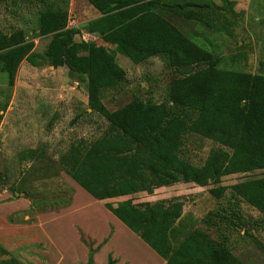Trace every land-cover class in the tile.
I'll return each instance as SVG.
<instances>
[{
  "label": "trees",
  "instance_id": "trees-1",
  "mask_svg": "<svg viewBox=\"0 0 264 264\" xmlns=\"http://www.w3.org/2000/svg\"><path fill=\"white\" fill-rule=\"evenodd\" d=\"M86 1L99 17L89 21L85 31L114 46L113 50L74 39L80 31L68 28L66 2L46 6L37 21L38 36H51L43 58L54 68L67 67L70 77L85 81L88 109L109 124L103 138L89 148L77 146L63 157L60 165L65 174L92 198L104 202L139 193L151 195L155 189L177 183L216 186L223 177L264 170V74L221 68L222 57L195 45L181 26L183 22L191 26L195 19L202 21L204 15L190 14L184 5L164 0ZM176 20L180 23L175 24ZM117 54L134 64L163 57L179 73L168 85L165 101L134 98L117 110H108L102 93L125 80V72L115 60ZM36 58L33 43L21 31L9 35L0 31V71L8 76L10 86L20 64L27 61L37 66ZM190 111L196 113L194 119ZM187 131L231 153L213 149L200 167L184 162L177 151ZM35 154L30 149L21 157L33 159ZM227 190L259 212L256 226L264 233V176L209 192L221 198ZM71 203L72 199L62 208ZM104 207L165 264H243L206 233L197 229L186 233L180 202L133 204L130 198L116 205L105 202ZM231 216L234 211L224 220ZM180 235L182 240L177 242ZM80 241L88 250L83 264H95L93 256L107 240L95 245L81 234ZM116 263L109 256L106 264ZM1 264L19 263L7 260Z\"/></svg>",
  "mask_w": 264,
  "mask_h": 264
},
{
  "label": "rangeland",
  "instance_id": "rangeland-1",
  "mask_svg": "<svg viewBox=\"0 0 264 264\" xmlns=\"http://www.w3.org/2000/svg\"><path fill=\"white\" fill-rule=\"evenodd\" d=\"M164 1L184 5L190 14L204 15L202 21L195 19L191 26L183 22L181 29L195 45L222 57L221 68L264 74V0ZM63 2L67 3L68 28L80 31L74 37L76 41L93 42L110 51L114 49L99 36L85 31V25L99 17L86 0H0V31L7 35L21 31L33 43L38 62L33 66L23 61L11 86L8 76L0 71V208L6 202L21 198L30 202L25 214L24 210L9 212L6 206L0 209V264L7 260L19 264L74 263L73 257L78 252L70 242L73 241V225L81 234L77 221L73 218L62 221L63 236H50V242L38 216L45 213L60 215L66 209L62 208L64 203L71 199L73 202L77 188L63 172L61 161L77 146L89 148L109 129L106 120L88 109L85 81L70 77L67 67L54 68L43 58L51 36H38L39 12L46 6H63ZM178 22L180 20L175 24ZM115 60L124 70L125 80L102 93V103L110 111L123 107L134 98L162 103L170 82L179 78V73L161 56L140 64L132 63L121 54H117ZM189 116L194 119L196 113L190 111ZM30 149L36 150L33 159L22 160L21 154ZM213 149L231 153L229 149L187 131L182 135L177 156L200 167ZM263 176L264 170L230 175L223 177L220 184L209 187L177 183L155 189L151 195L139 193L100 203L116 205L118 201L130 198L133 204L180 202L181 224L186 233L197 229L212 240L222 242L243 264H264V233L256 226V221L261 218L259 212L243 199L232 197L229 190L221 198H215L209 192L211 188L230 187ZM31 203L35 204L34 208ZM51 209L60 210L51 212ZM231 211L235 216L225 221ZM67 213V216L73 215L72 211ZM63 223H71V228ZM179 240H182L181 235L177 237V242Z\"/></svg>",
  "mask_w": 264,
  "mask_h": 264
},
{
  "label": "crops",
  "instance_id": "crops-1",
  "mask_svg": "<svg viewBox=\"0 0 264 264\" xmlns=\"http://www.w3.org/2000/svg\"><path fill=\"white\" fill-rule=\"evenodd\" d=\"M73 183L77 188L74 193V200L69 207L63 210L62 214L45 213L38 216L41 225L45 226L44 231L46 230L50 242L52 241L50 236H55V234L57 236L62 234L63 236L65 229L62 230V221L67 222L73 218L77 221V226L81 234L87 238L86 240L94 242L95 245L101 244L105 239L107 240L94 254L93 261L95 264H106L109 256L116 260V264H165L161 257L109 212L100 201L92 198L74 181ZM4 205L9 212L26 211L30 208V202L22 198L6 202ZM5 206L1 207L4 208ZM69 211H72L73 215L67 216L66 213ZM64 226L71 228V223L69 225L64 224ZM74 226L72 227L74 232L71 233L73 241L70 242V245L75 246L78 255H74L73 264H83L87 261L88 250L80 242L81 234L76 232ZM12 228L17 229L18 227ZM61 252L64 253L62 247Z\"/></svg>",
  "mask_w": 264,
  "mask_h": 264
}]
</instances>
